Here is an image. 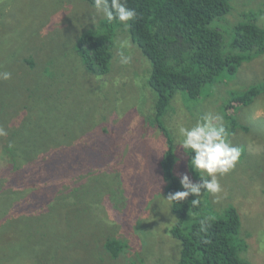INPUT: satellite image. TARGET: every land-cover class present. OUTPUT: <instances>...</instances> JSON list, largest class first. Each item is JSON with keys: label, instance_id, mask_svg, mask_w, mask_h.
I'll return each mask as SVG.
<instances>
[{"label": "rangeland", "instance_id": "obj_1", "mask_svg": "<svg viewBox=\"0 0 264 264\" xmlns=\"http://www.w3.org/2000/svg\"><path fill=\"white\" fill-rule=\"evenodd\" d=\"M230 5V13L210 24L221 33L225 54L232 52L236 23L253 15L264 26V0ZM104 19L85 0H0V71L12 74L0 80V127L8 133L0 137V177H10L8 186L19 192L6 198L7 206L17 207L7 216L25 217L0 231V247L8 251L32 240L36 264H47L49 253V264H177L181 243L170 229L179 216L164 192L165 139L151 123V63L124 24L111 40L107 73L88 72L77 54L81 34ZM120 53L128 63L120 62ZM263 79L264 53L234 75L220 74L195 99L177 91L162 116L175 148L174 174H187L193 183L200 176L191 170V152L179 146L178 128L207 113L223 116L231 144L242 153L234 169L217 176L221 192L202 190L200 199L210 215L237 209L235 240L250 264H264V92L247 106L230 100ZM7 143L25 147L17 170L1 152ZM200 214L190 213L184 228ZM108 239L123 244L115 259L105 250Z\"/></svg>", "mask_w": 264, "mask_h": 264}, {"label": "trees", "instance_id": "obj_2", "mask_svg": "<svg viewBox=\"0 0 264 264\" xmlns=\"http://www.w3.org/2000/svg\"><path fill=\"white\" fill-rule=\"evenodd\" d=\"M85 1L94 7V0ZM230 1L127 0V7L137 12L135 20L130 21L127 26L130 38L151 63L148 85L156 94L151 123L160 130L165 139L160 165L167 197L170 193L183 190L180 179L173 170L176 162L173 139L162 120L170 100L179 90L195 99L200 95L203 86L215 82L220 74L234 75L243 62L264 53V26L258 24V18L253 15L247 21L233 26L232 52L223 53L222 35L217 29L210 27V24L231 12ZM122 25L119 21L108 23L105 18L98 29L87 30L78 38L77 54L88 72L95 75L108 72L112 58L111 40L115 29ZM262 92L264 79L257 85L233 94L230 101L239 106H247ZM11 144L12 148H9L8 143L1 144V152L7 155L10 165L17 170L24 163L18 160V155H22L25 147L21 143ZM14 172L13 183H18L17 172L13 170V174ZM9 178L0 177V231L16 219L25 221L22 213L7 216L9 209L17 207L12 204L7 206L6 198L14 199L19 195L16 186H8ZM19 178L21 179L20 176ZM194 199L196 198L191 196L185 201H171L172 211L179 216V221L170 229L171 236L181 243L177 264H250L241 259V252L238 250L245 246H241V241L239 245L235 240L241 226L237 209L227 208L223 217L210 215L211 208L208 203L200 199L199 206L193 207L191 201ZM46 210L54 212L53 208ZM198 212L201 213L200 216L184 228L185 218L190 213ZM56 214L58 216L57 212ZM51 216L52 214L48 223L42 222L49 228ZM205 217L210 219L206 225L207 230L201 232L200 221ZM104 247L110 257L115 259L121 253L123 244L116 239H108ZM35 248L32 240L8 251H2L0 247V264H36L37 258L33 255ZM93 251L91 249V253ZM53 256L57 262L62 261L61 256ZM47 257L45 263L49 264L50 253Z\"/></svg>", "mask_w": 264, "mask_h": 264}, {"label": "clouds", "instance_id": "obj_3", "mask_svg": "<svg viewBox=\"0 0 264 264\" xmlns=\"http://www.w3.org/2000/svg\"><path fill=\"white\" fill-rule=\"evenodd\" d=\"M94 7L97 12H102L108 23L119 21L126 27L129 22L135 20L137 12L127 7V0H94ZM120 62L126 64L128 58L120 53ZM12 74L8 71H0V80L8 81ZM178 134L182 138L179 146L187 154L192 153L190 158L191 170L199 174V182L193 183L189 175L182 174L180 184L182 191L170 193L166 200L185 201L194 196L191 201L193 207H198L202 190L212 195L221 192V185L217 176H223L234 169L238 162L242 149L233 146L229 140V131L221 115L207 113L190 127L180 126ZM8 133L0 127V137L7 136ZM13 145L10 143L9 148ZM205 176L210 179L204 178ZM209 217L200 221V231H206Z\"/></svg>", "mask_w": 264, "mask_h": 264}]
</instances>
